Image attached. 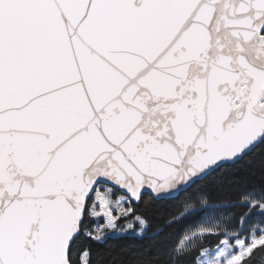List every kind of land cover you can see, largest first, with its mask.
<instances>
[{
    "label": "snow or ice",
    "instance_id": "snow-or-ice-1",
    "mask_svg": "<svg viewBox=\"0 0 264 264\" xmlns=\"http://www.w3.org/2000/svg\"><path fill=\"white\" fill-rule=\"evenodd\" d=\"M257 159L264 0H0V264H264V188L196 195Z\"/></svg>",
    "mask_w": 264,
    "mask_h": 264
},
{
    "label": "trees",
    "instance_id": "trees-1",
    "mask_svg": "<svg viewBox=\"0 0 264 264\" xmlns=\"http://www.w3.org/2000/svg\"><path fill=\"white\" fill-rule=\"evenodd\" d=\"M262 167L264 165L257 159L250 169H232L228 173V180L223 183L219 181L213 183L201 181L199 187L202 189V193L197 192L196 195L204 194L208 197L209 204L219 209V212L216 213L217 217H226L233 213L242 212L243 209L233 208L232 205L236 203L242 193L251 191L259 192L261 188H264V176L261 174ZM191 195L192 192L190 191L188 193H182L176 199L153 202L149 211L146 213L150 230L174 231L173 242L177 241L183 234L184 228L177 229V226L174 225L173 229H168L167 224L172 217L179 215L186 198ZM145 199H148V197L146 196ZM139 207L140 209L144 208L143 202H141ZM126 243L130 244L132 242L109 240L106 247L111 245L115 246L118 250Z\"/></svg>",
    "mask_w": 264,
    "mask_h": 264
}]
</instances>
